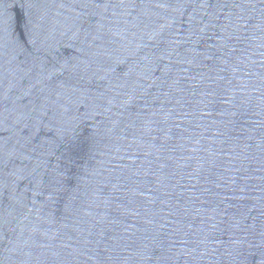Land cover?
Returning a JSON list of instances; mask_svg holds the SVG:
<instances>
[{"label": "water", "instance_id": "water-1", "mask_svg": "<svg viewBox=\"0 0 264 264\" xmlns=\"http://www.w3.org/2000/svg\"><path fill=\"white\" fill-rule=\"evenodd\" d=\"M207 14L230 56L184 45ZM0 264H264V0H0Z\"/></svg>", "mask_w": 264, "mask_h": 264}, {"label": "snow or ice", "instance_id": "snow-or-ice-1", "mask_svg": "<svg viewBox=\"0 0 264 264\" xmlns=\"http://www.w3.org/2000/svg\"><path fill=\"white\" fill-rule=\"evenodd\" d=\"M207 17V19L201 17L198 21L193 19L184 40V45L190 51L195 52L192 45L202 41L205 37L208 39L218 38V43L215 44L214 47L223 52L225 55L230 56L231 52H229V46L238 25L234 26V21L230 16L225 17L227 23H221L219 18L215 17L213 14H207ZM217 28H220L221 31L217 32ZM229 29H233V31H229ZM209 33H211V35ZM212 55L215 56V53ZM177 62L181 65L189 66L188 68H181V71H191V66L198 64L200 60L197 55H184L180 57ZM170 80L171 83L169 84ZM162 83L168 85L169 89L167 93H164L165 102L161 105L160 111L155 113V115L162 117V119L159 121H149V123L167 125L171 122L173 127L182 128L185 132H188L191 119L194 117V114L190 111L182 110L184 105L187 104V101L183 96L185 90L180 87L181 81L179 79L173 80L170 74V69L166 66L165 77ZM173 101H175L174 104ZM198 103H203V101H199ZM184 121H188L189 124L185 125L183 123ZM159 131L167 135L165 128L160 127ZM188 139L192 140L194 138L189 136ZM152 147L156 149V152H149L146 155L147 164L149 168L152 169V174L157 177L159 190H161L165 195H171L167 189L175 187L173 185V180H175L176 174L168 173L166 169L170 166L169 162L178 161L184 158H177L166 153V144L157 145L153 143ZM197 150L198 149L195 148L192 149L194 152ZM149 156H154V159H148ZM153 166L155 167L153 168ZM178 184L179 182H177L176 186H178Z\"/></svg>", "mask_w": 264, "mask_h": 264}]
</instances>
